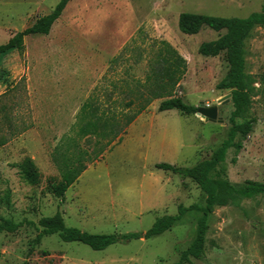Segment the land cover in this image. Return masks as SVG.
I'll list each match as a JSON object with an SVG mask.
<instances>
[{
  "label": "rangeland",
  "instance_id": "rangeland-1",
  "mask_svg": "<svg viewBox=\"0 0 264 264\" xmlns=\"http://www.w3.org/2000/svg\"><path fill=\"white\" fill-rule=\"evenodd\" d=\"M58 2L0 0V45L50 14ZM262 7L264 0H71L48 35L28 36L22 53L1 55L0 137L6 144L0 147V221L21 227L0 234V264H179L195 239L198 212L185 213L160 236L119 242L101 252L77 242L63 243L56 235L35 242L38 221L58 211L67 228L122 236L145 233L157 218L176 216L179 205L202 207L197 185L154 167L166 163L191 168L208 160L226 140L234 109L230 92L216 88L228 71L225 54H198L201 44L224 32L202 28L186 36L179 31L178 17L189 13L245 19ZM245 50L249 105L234 122L256 121L243 146L251 147L249 174L264 184V28H254ZM173 64L180 69L186 65V72L156 100V74ZM52 80L65 85L63 97L57 99L54 91L49 96L55 89L48 86ZM167 95L196 108L217 106L222 123L174 110L159 113ZM227 96V102L218 104ZM51 97L56 103L48 108ZM129 102L132 106L124 108ZM84 105L97 111L82 120ZM141 108L145 110L137 115ZM120 113L137 117L131 124L134 130L124 133L117 148L108 150L105 139L78 136L86 122ZM71 139L97 162L59 199L49 191L60 179L52 157L57 162L56 147L61 152ZM233 157L231 148L226 178L240 187L249 177H236ZM24 158L32 159L40 172L37 186L25 182L14 167ZM207 226L202 254L182 264H264V196L213 208Z\"/></svg>",
  "mask_w": 264,
  "mask_h": 264
},
{
  "label": "trees",
  "instance_id": "trees-1",
  "mask_svg": "<svg viewBox=\"0 0 264 264\" xmlns=\"http://www.w3.org/2000/svg\"><path fill=\"white\" fill-rule=\"evenodd\" d=\"M71 0H59L52 12L41 19L37 20L30 28L15 34L6 44L0 45V56L8 51L16 50L22 53L24 50V39L28 36L49 34L52 25L59 19L62 12ZM255 27L264 28V7L259 13H252L245 19L237 18H219L206 15H197L182 13L178 17L179 31L186 36L197 35L202 28H208L216 33L224 32L222 36L216 40L203 43L198 47V54L205 58H215L219 54L224 53L228 65V71L224 78L217 84V90L230 92V98L233 105V112L230 117V128L227 132V138L222 142L211 155L208 160L201 161L191 168H182L166 163L155 165V169L170 173L177 176L182 181L189 180L197 185L202 196L203 206L191 205L187 208L179 205L177 207L176 216H163L157 218L151 228L145 233H131L122 236L113 235H96L82 232L76 228H67L60 212L57 211L52 217L41 218L38 221L40 231L35 239L38 242L43 237L56 235L63 243L77 242L89 247L92 251L101 252L108 247L119 242L130 240H147L152 237L160 236L164 232L170 230L177 220L185 213L198 212L201 214L197 222L196 236L190 247L181 254L179 264L188 262L189 257L198 258L204 248L205 235L208 230L207 220L213 208L226 207L229 203H233L235 199L252 200L258 196H264V184L252 181H246L240 187L232 185L227 180L226 163L227 151L231 148L235 150V157L231 160V164H236L237 156L243 149V143L249 138L253 127L256 123L254 119H250L244 123L237 124L234 119L238 118L245 110H247L249 101L247 99L248 92V76L245 74V58L246 41L250 38ZM163 63L166 64L164 60ZM177 64H180L177 62ZM168 65L160 67L157 72L156 81L159 83V93L155 99L160 100L165 97L168 86L175 87L178 84L180 75L186 72V65L180 69L178 65ZM171 70L170 75H167ZM176 75L170 84L167 82L173 75ZM174 78V77H173ZM264 80V78H263ZM264 82V81H263ZM167 99L162 101L158 106V112L178 111L182 115L190 116L197 113V108L186 104L179 97L166 96ZM132 103L129 102L124 108L129 109ZM145 109H139L141 114ZM97 109L91 105H84L80 110L79 118L87 119L88 115H95ZM121 117V118H120ZM136 115L127 117L126 113L120 115L108 116L107 120L96 117L92 122H86L78 129V136L84 138L93 136L99 140H104L105 147L108 148L114 141H120V137L125 130L135 121ZM124 120V122H123ZM99 121L101 123H99ZM106 138H108L106 140ZM6 141L0 137V147L4 146ZM60 147V146H59ZM77 145L71 139V143L60 152L58 146L52 157L60 179L56 184L49 186L50 193L59 199H63L67 190L77 181L81 174L86 170L87 164H92L96 158H91L85 151L76 149ZM76 149V151L72 150ZM60 152V153H59ZM18 169L22 179L31 186H37L40 182V172L30 158H24L23 161L14 166ZM9 193L5 194V200L8 201ZM21 227L11 220L1 219L0 234L14 233Z\"/></svg>",
  "mask_w": 264,
  "mask_h": 264
},
{
  "label": "crops",
  "instance_id": "crops-1",
  "mask_svg": "<svg viewBox=\"0 0 264 264\" xmlns=\"http://www.w3.org/2000/svg\"><path fill=\"white\" fill-rule=\"evenodd\" d=\"M61 80V79H60ZM60 80H52L53 81V83H50L48 86H54V90H49L48 91V94H49V96H50V92L51 91H54L55 92V94L56 95H59L58 96V98L57 99H59V98H61V97H63V95H64V87H65V85L62 83V82H58L57 83V81H60ZM56 82V83H55ZM52 95V94H51ZM47 104L48 105H46L48 108H49V105H54L55 103H56V98H53V97H51V98H49V99H47ZM44 107V106H43ZM45 108V107H44ZM144 114V113H143ZM145 114H146V112H145ZM140 119V117L138 118V120ZM138 122V121H137ZM213 124V123H212ZM134 127V125H130L126 130H125V132H129V134L131 133V131L132 130H134V129H132ZM129 130V131H128ZM131 130V131H130ZM124 132V133H125ZM124 135V134H123ZM122 135V136H123ZM121 136V137H122ZM121 137H120V141H121ZM120 141H118V140H116V141H114L109 147H108V150H113L114 148H117V147H115V145H116V143H118V142H120ZM125 143V140H122V143H121V146L123 145ZM120 147V146H119ZM244 149V150H243ZM243 152H242V154L239 156H237V161H236V164L238 165V170H237V175H236V177H238V176H240L241 177V175H244V176H247V177H249V179H248V181H252V182H258V183H260V181L259 180H255V179H253V177H255V175L253 174V173H250L249 174V171H252L253 170V165H249V164H251V161L250 160H248V154L250 153V151L249 150H251V147H244L243 146ZM241 150V151H242ZM241 153V152H240ZM239 153V154H240ZM105 156V155H104ZM96 162H97V160H96ZM88 165L90 166L91 164H87V167H88ZM233 165V164H232ZM89 170H87V168H86V170L81 174V176L77 179V181L78 180H80L87 172H88ZM238 174H240V175H238ZM76 181V182H77ZM75 182V183H76ZM246 182V181H245ZM74 183V184H75Z\"/></svg>",
  "mask_w": 264,
  "mask_h": 264
},
{
  "label": "water",
  "instance_id": "water-1",
  "mask_svg": "<svg viewBox=\"0 0 264 264\" xmlns=\"http://www.w3.org/2000/svg\"><path fill=\"white\" fill-rule=\"evenodd\" d=\"M228 96L220 99L218 104H223L227 102ZM197 116L201 117L205 122L209 123H222V120L218 118V108L217 106L204 107L202 104L197 108Z\"/></svg>",
  "mask_w": 264,
  "mask_h": 264
}]
</instances>
